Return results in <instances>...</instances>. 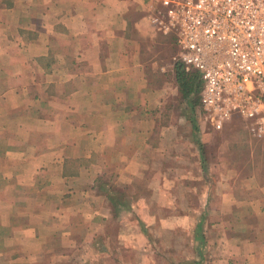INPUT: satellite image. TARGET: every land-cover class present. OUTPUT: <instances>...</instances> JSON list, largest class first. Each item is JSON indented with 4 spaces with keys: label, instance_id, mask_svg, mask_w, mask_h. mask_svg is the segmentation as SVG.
I'll list each match as a JSON object with an SVG mask.
<instances>
[{
    "label": "crops",
    "instance_id": "crops-1",
    "mask_svg": "<svg viewBox=\"0 0 264 264\" xmlns=\"http://www.w3.org/2000/svg\"><path fill=\"white\" fill-rule=\"evenodd\" d=\"M156 9L159 0H0V264L106 249L151 180L165 200L169 183L200 180L184 153L198 147L183 131L193 119L173 110L183 94L165 72L175 35L155 29ZM214 165L191 229L203 236L189 242L198 261L264 264V168L246 178L229 158ZM194 167L198 177L183 176ZM233 176L246 185L237 194L225 184Z\"/></svg>",
    "mask_w": 264,
    "mask_h": 264
},
{
    "label": "rangeland",
    "instance_id": "rangeland-1",
    "mask_svg": "<svg viewBox=\"0 0 264 264\" xmlns=\"http://www.w3.org/2000/svg\"><path fill=\"white\" fill-rule=\"evenodd\" d=\"M158 11L159 9H156L155 13L158 14ZM175 38L172 35L164 45L171 62L170 69L165 68L166 73L175 70L176 61L173 59L177 52ZM182 98V103H176L173 110H180L181 114L193 119V124L185 123L183 131L193 132L195 141H192V148L194 150V143L198 147L194 152L189 150L184 153L198 161L200 182L186 181L178 185L169 183L166 191L167 200H165L164 197L161 199L158 196L157 180H151L149 188L138 196L143 198L135 199L138 214H132L130 221L118 223L120 228L117 229L118 232H114V239L111 240L109 232L110 239L106 242V249L103 247L96 252L90 246L75 248L66 258L67 262L57 261L55 264H205L200 259L198 261L197 250L189 243L192 238L197 240L199 238L198 242L203 240L200 239L201 231L198 235L194 230L192 235L191 229L196 226L197 218L204 220L202 212L206 209L207 198L201 197L200 191L210 185L205 182V175H209L215 168L217 172L214 164L226 157L231 160L233 171H238L246 178L257 177L264 168V139L254 131L249 121L237 115L221 124L206 121L199 106V92L191 93L189 98L183 95ZM183 139L186 140L185 137ZM190 146V142L187 145L184 143L185 149L191 148ZM195 171V167L184 168L183 176L196 175ZM243 178L233 176L228 181L229 184H225L232 185L237 194L242 186H246L242 182ZM219 184H215L217 188ZM194 210L198 214L192 218ZM127 222H133L134 225L131 226ZM129 239L134 242L133 248L125 244V240L127 242ZM216 252L218 253L219 250L217 249ZM94 258L98 263L92 261ZM86 259L90 262H84Z\"/></svg>",
    "mask_w": 264,
    "mask_h": 264
},
{
    "label": "built area",
    "instance_id": "built-area-1",
    "mask_svg": "<svg viewBox=\"0 0 264 264\" xmlns=\"http://www.w3.org/2000/svg\"><path fill=\"white\" fill-rule=\"evenodd\" d=\"M155 28L174 34L173 57L201 80L203 118L237 115L264 139V0H159Z\"/></svg>",
    "mask_w": 264,
    "mask_h": 264
},
{
    "label": "trees",
    "instance_id": "trees-1",
    "mask_svg": "<svg viewBox=\"0 0 264 264\" xmlns=\"http://www.w3.org/2000/svg\"><path fill=\"white\" fill-rule=\"evenodd\" d=\"M174 67L176 81L186 98H189V95L193 92H200L201 80L197 71L187 72L179 62H176ZM192 123H194L193 120Z\"/></svg>",
    "mask_w": 264,
    "mask_h": 264
}]
</instances>
